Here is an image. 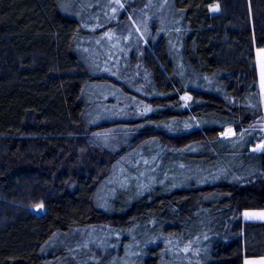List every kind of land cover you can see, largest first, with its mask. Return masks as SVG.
<instances>
[{"label": "trees", "instance_id": "trees-1", "mask_svg": "<svg viewBox=\"0 0 264 264\" xmlns=\"http://www.w3.org/2000/svg\"><path fill=\"white\" fill-rule=\"evenodd\" d=\"M86 2L0 0V264H62L61 238L94 248L93 229L126 236L153 222L162 233L147 235L160 264L181 256H167L169 245L199 235L209 238L211 264L264 257V222L243 219L264 210V153L254 151L264 142L256 55L264 0ZM145 17L141 50L122 60L130 74H108L118 56L107 48L137 34ZM107 31L114 36L103 48L97 41ZM131 79L144 89L129 91L137 118L102 117L115 103L110 90L128 89ZM109 137L130 141L111 149L102 142ZM149 149L158 153L146 160L164 162L156 182L130 180L101 201L118 162L136 152L140 163ZM205 214L212 224L202 223Z\"/></svg>", "mask_w": 264, "mask_h": 264}, {"label": "rangeland", "instance_id": "rangeland-1", "mask_svg": "<svg viewBox=\"0 0 264 264\" xmlns=\"http://www.w3.org/2000/svg\"><path fill=\"white\" fill-rule=\"evenodd\" d=\"M87 1V2H86ZM120 0H115L118 4ZM86 4L93 2V0H85ZM95 3H99L98 7L105 6V0H94ZM84 4V5H86ZM91 4V3H90ZM121 7V6H120ZM113 8L111 9L112 12ZM118 11V9H116ZM213 13L219 11V6L214 5L211 8ZM110 13V11H109ZM114 14H110L113 20H117V16H113ZM90 16V15H88ZM92 15L91 20L96 21L98 17H94ZM150 22L149 17H145L144 19L140 18L137 21V24H134V29L139 30L137 34H128L126 39L124 40H115L113 43L107 48L108 42L111 40L113 34L107 31L102 38H99L97 44L103 48H107V52H112L114 55L118 56L117 58L113 59L110 58V62L107 66L108 74L114 75L119 79L126 78L127 75L130 74L129 65L125 64V61H122L124 58L126 60V55L132 57L134 50L142 45L143 40L141 39L140 29L147 25ZM97 25V23H96ZM97 26H100L97 25ZM96 27V26H94ZM117 31L118 28L116 29ZM90 47L93 46L88 40L85 42L83 48H86V52L89 54L93 53ZM132 50V51H131ZM141 50V49H140ZM105 54V51H104ZM139 55V54H137ZM101 58V57H100ZM120 64H123V67H120ZM100 71V70H97ZM138 73V72H137ZM140 73V72H139ZM128 89H123L122 92L119 89L110 90V95L112 98L115 99V103L111 104L110 106L104 108L102 110L101 115L104 117L105 115H110L112 117L117 118H124V119H134L137 118V113L131 109L134 107L138 110L140 103L136 101L133 94H130L129 91L132 93H144V89L142 87L137 86L134 82H129L127 84ZM181 99L185 104H188L192 97L189 94L182 95ZM110 120L107 118L105 120ZM224 134L227 137H232L234 135V129L229 127L226 129ZM130 141V138H125L123 140H118L116 142L111 141V138H103L102 142L105 146L111 149H117L120 145H126ZM257 150L259 152H264V143H261L257 146ZM256 150V151H257ZM257 151V152H258ZM153 153L157 154V150L149 149L144 151L142 156V161L140 163L136 162V152H129L125 157H123L115 167V172L110 177L111 179L104 182L103 186H101L99 199L101 201H107L109 194L111 196L109 199L116 198V191L119 188H116L113 192L111 190L114 186H123L121 189H128V184L125 185L130 180H137L136 182L146 186H152L154 182L157 180V175L160 174L161 168L164 166L158 161L157 163L151 161L150 159L144 158L149 157L150 155L153 156ZM157 157V156H156ZM150 160V161H148ZM231 163V162H230ZM234 164V169L238 168L235 166V160H232V165ZM211 180V179H209ZM140 185V184H139ZM142 188V189H143ZM207 215H203L205 218ZM244 221H253V222H264V210H248L245 211L243 214ZM212 220L207 222L206 218L202 222L203 224H212ZM160 232V227L153 222L149 225V227H145L142 229H132L125 233H120V231L111 228H97L93 229L92 232L89 234L88 243L91 244L93 247L89 245H84L83 247H73L77 238L69 237V238H61L59 240V245L61 246V256L62 264H160L158 260V253L154 251L155 246L153 245L156 240L155 237H150L147 234H152L156 232L157 234ZM200 229L199 223L193 226V230ZM162 233V232H160ZM210 237V236H209ZM126 238V239H125ZM209 238L205 235H199L193 239L194 244H184L181 247L177 246L178 243H173L169 245L171 251L167 249L164 251L167 256H175L174 252L178 250L181 253V256L178 257L177 260H174L171 264H211V253L213 252L208 245ZM51 248V247H50ZM210 253V254H209ZM174 254V255H173ZM110 255H112L111 259ZM167 260L162 258L161 264H167ZM261 261L258 259H249L246 261V264H259Z\"/></svg>", "mask_w": 264, "mask_h": 264}, {"label": "crops", "instance_id": "crops-1", "mask_svg": "<svg viewBox=\"0 0 264 264\" xmlns=\"http://www.w3.org/2000/svg\"><path fill=\"white\" fill-rule=\"evenodd\" d=\"M257 55V62H258V69H259V83H260V90H261V97H262V103H263V109H264V49H257L256 50ZM249 259H258L261 261L259 264H264V257L261 258H248Z\"/></svg>", "mask_w": 264, "mask_h": 264}, {"label": "water", "instance_id": "water-1", "mask_svg": "<svg viewBox=\"0 0 264 264\" xmlns=\"http://www.w3.org/2000/svg\"><path fill=\"white\" fill-rule=\"evenodd\" d=\"M256 150V148H254V151Z\"/></svg>", "mask_w": 264, "mask_h": 264}]
</instances>
